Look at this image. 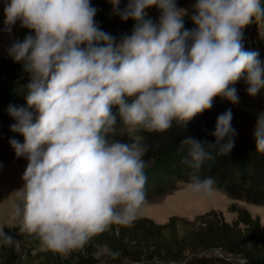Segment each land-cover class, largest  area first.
Listing matches in <instances>:
<instances>
[{
	"label": "clouds",
	"instance_id": "obj_1",
	"mask_svg": "<svg viewBox=\"0 0 264 264\" xmlns=\"http://www.w3.org/2000/svg\"><path fill=\"white\" fill-rule=\"evenodd\" d=\"M111 13L134 21L130 33L104 30L91 0H6L4 27L19 21L30 31L13 39L7 54L29 74L25 104H9L10 137L17 157L27 161L24 185L13 211L21 230L62 255L83 249L110 225L130 226L146 200L148 145L118 139L128 131L164 132L186 127L219 97L239 103L264 89V58L243 46V27L264 17L261 0H195L193 27L177 0H109ZM159 9L158 20L147 15ZM115 109V110H114ZM226 108L216 117L214 142L185 136L183 162L191 170L187 190L210 197L216 183L201 176L205 161L227 155L237 134ZM253 137L264 151V111ZM223 141V143H221ZM215 148V155L209 148ZM14 237L0 227V244ZM118 253L113 252L112 255Z\"/></svg>",
	"mask_w": 264,
	"mask_h": 264
},
{
	"label": "trees",
	"instance_id": "obj_2",
	"mask_svg": "<svg viewBox=\"0 0 264 264\" xmlns=\"http://www.w3.org/2000/svg\"><path fill=\"white\" fill-rule=\"evenodd\" d=\"M186 1L177 0V5L183 7ZM91 3L97 8L95 19L104 30L117 36L131 32L134 21L131 18L121 20L113 15L109 0H91ZM125 3L126 0H121V8ZM261 3L264 6V0ZM193 11L184 17L187 28L193 27L189 18ZM147 15L156 21L159 9L153 5L147 9ZM29 31L21 28L19 39L22 40ZM242 31L243 46L258 50L264 58V17L253 18ZM29 78L20 62L8 54L0 58L2 109L6 106L4 98L13 99L20 93L25 96ZM237 84L240 87L245 82L241 79ZM224 110L221 106H212L196 115L186 127L174 122L164 132L138 130V138L148 145L143 157L146 162V196L166 195L175 189L177 183H186L191 170L183 162L187 149L185 146L181 150V140L190 135L214 142L211 132L217 115ZM256 118L247 119L240 128L232 118L231 124L237 131L233 148L227 155L205 161L200 175L213 176L216 181L214 189L233 200L264 206V151L255 146ZM208 150L215 155L214 147ZM230 210L237 215L231 223L217 211H210L192 221L171 217L164 224L139 216L130 226L110 225L106 231L90 238L83 249L67 255L47 249L35 234L22 231L21 226L4 227L3 230L14 237V243L0 244V264H23L25 260L21 259L34 262V258L38 259L37 264H238V260L247 264H264V225L259 218L236 204ZM95 245L106 246L108 250L97 256L92 249ZM113 252L118 254L112 255Z\"/></svg>",
	"mask_w": 264,
	"mask_h": 264
},
{
	"label": "rangeland",
	"instance_id": "obj_3",
	"mask_svg": "<svg viewBox=\"0 0 264 264\" xmlns=\"http://www.w3.org/2000/svg\"><path fill=\"white\" fill-rule=\"evenodd\" d=\"M6 0H0V58L7 54L6 49L11 44L13 39H19L21 27L19 21L12 26L11 35L2 31L4 27V5ZM195 0H187L182 7L186 10V14L194 10L193 5ZM246 83L238 87L240 96L239 102L247 107L264 110V89L261 90L255 97L249 96L245 89ZM5 107H0V227L21 226L22 219L17 217L13 211V203L20 199L17 192L24 185L23 172L26 167V159L17 157L14 149L9 143L10 137H16L23 142V136L20 133L13 132L9 125L14 123V118L8 114L6 108L9 104L23 105L25 98L20 93L13 99L4 98ZM213 106H221L224 109L231 107L233 118L236 126L242 127L247 119H252L254 114H248L241 110L236 105L230 104L227 100H222L219 97L214 99ZM123 135L118 136V139L129 141L131 138H138V131H128L122 127ZM150 199H148V198ZM145 203L140 210V217L153 220L157 224L166 223L171 217L178 219L194 220L196 217L207 214L210 211H217L222 214L226 222H233L236 219V213L231 212L230 207L236 204L238 207L246 209L253 217L260 219L264 225V206L254 205L243 201H236L228 197L226 194L215 190L210 197H201L190 193L186 188V183H177L175 189L170 193L162 196L148 195ZM165 211V212H164ZM181 226V225H180ZM92 244V242H91ZM95 255H104L108 247H92ZM40 250H43L41 247ZM36 251H34V254ZM36 256V255H35ZM34 262L27 259L23 264H37L38 259L34 258ZM30 262V263H29ZM238 264H247L244 261L238 260Z\"/></svg>",
	"mask_w": 264,
	"mask_h": 264
},
{
	"label": "water",
	"instance_id": "obj_4",
	"mask_svg": "<svg viewBox=\"0 0 264 264\" xmlns=\"http://www.w3.org/2000/svg\"><path fill=\"white\" fill-rule=\"evenodd\" d=\"M236 87L238 89V84L236 83ZM238 108H240L241 110L247 112L248 114H254V115H258L259 112L264 111V110H259V109H254L251 107H247L242 105L240 102L238 104H235Z\"/></svg>",
	"mask_w": 264,
	"mask_h": 264
},
{
	"label": "bare ground",
	"instance_id": "obj_5",
	"mask_svg": "<svg viewBox=\"0 0 264 264\" xmlns=\"http://www.w3.org/2000/svg\"><path fill=\"white\" fill-rule=\"evenodd\" d=\"M165 212V211H164Z\"/></svg>",
	"mask_w": 264,
	"mask_h": 264
}]
</instances>
